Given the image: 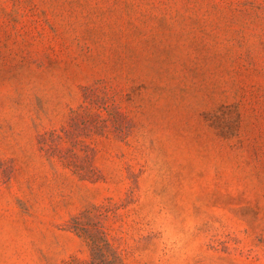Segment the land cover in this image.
<instances>
[{
    "label": "rangeland",
    "instance_id": "rangeland-1",
    "mask_svg": "<svg viewBox=\"0 0 264 264\" xmlns=\"http://www.w3.org/2000/svg\"><path fill=\"white\" fill-rule=\"evenodd\" d=\"M264 264V0H0V264Z\"/></svg>",
    "mask_w": 264,
    "mask_h": 264
},
{
    "label": "trees",
    "instance_id": "trees-1",
    "mask_svg": "<svg viewBox=\"0 0 264 264\" xmlns=\"http://www.w3.org/2000/svg\"><path fill=\"white\" fill-rule=\"evenodd\" d=\"M90 264H94V262H91Z\"/></svg>",
    "mask_w": 264,
    "mask_h": 264
}]
</instances>
